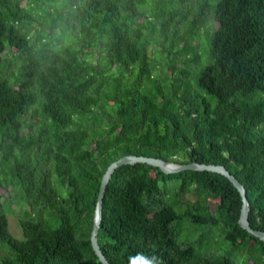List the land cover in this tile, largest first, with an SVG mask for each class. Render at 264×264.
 I'll return each instance as SVG.
<instances>
[{
    "label": "trees",
    "instance_id": "trees-1",
    "mask_svg": "<svg viewBox=\"0 0 264 264\" xmlns=\"http://www.w3.org/2000/svg\"><path fill=\"white\" fill-rule=\"evenodd\" d=\"M153 4L178 15L173 31L160 20L167 70L151 51ZM202 33L206 54L177 95L168 69L187 73L177 64ZM128 154L225 165L264 231V0H0V264H103L91 241L100 184ZM6 183L34 209L20 211L24 238L9 228ZM242 205L221 173L125 164L106 189L99 244L112 264H249L238 250L264 264ZM185 225L202 232L181 240Z\"/></svg>",
    "mask_w": 264,
    "mask_h": 264
},
{
    "label": "rangeland",
    "instance_id": "rangeland-1",
    "mask_svg": "<svg viewBox=\"0 0 264 264\" xmlns=\"http://www.w3.org/2000/svg\"><path fill=\"white\" fill-rule=\"evenodd\" d=\"M147 15L149 17V20L155 23V33H156V37H157V41H155V43L153 44V48L151 49L152 53H153V57H155L158 62L160 64L159 67L163 68L164 70H167L166 67H164L163 65H161V63L163 61H165V59L168 56V52L166 53L164 50L165 48V43L164 40L162 39L161 36V31L163 26L161 25V21L162 19L165 20L166 23V27L170 28L172 31L174 29H176L175 26V20L178 18V15L175 18H168L166 14H162L160 11V8L156 5L153 4L152 7L147 11ZM210 17L213 21H217V17H218V8L214 7L211 11ZM213 28H217L218 27V22H214L212 24ZM37 27H40V25H37ZM182 28V24H180L179 29ZM180 44L183 43L182 41L179 42ZM191 44L196 46V50H199V52L197 51V54L193 57L192 60L186 61V62H182L179 61L177 64V67H183V69L185 71H187L186 74H182L176 70H173L172 68L168 69V76L166 75V77L168 78L169 82H174L177 86V95H181L182 92V88H184L183 85V80H187L188 78H192V74H193V70L195 71L196 66H197V60L201 57L200 55H205L206 52V48H207V41L205 39V33H202V35H200V37H196V38H190V41L188 42L187 46H191ZM163 53V54H162ZM13 56V53H9L6 56H2V58L4 59H9ZM162 56V57H161ZM188 58H192V52H188L187 56ZM9 70H11V68H9ZM10 72V71H9ZM134 74H131V78L134 79ZM165 76V75H164ZM194 84L195 81L193 80ZM180 85V86H179ZM196 86V85H195ZM168 90V89H166ZM206 96L209 97V94H205ZM184 159V157H183ZM175 186V184H170V187ZM18 190H17V186H15L14 184L11 183H6L5 188L3 189V195L5 197V201L6 202H12L11 204V208L10 209H5L7 210L8 213V217H9V228L10 231L12 232V234L14 236H16L17 238H24L23 235V231L22 228L20 226V221H19V216H20V211H24L27 210L30 214L34 213V209L32 207H26L24 205H21L20 203L16 202V196H17ZM187 197H189V199L194 200L195 199V195L193 193H189L187 195ZM211 203L213 205H215L216 203L220 202V199L217 198H211L210 199ZM202 232L201 229L196 228L195 226H184V231L182 230L180 233V239H185L186 237H188V235L190 237H198L200 235V233ZM215 241L210 245L211 250L219 252L222 251L223 249L221 248H225L223 247V244L221 242V238H218L216 236H214ZM216 241H218V243H215ZM6 250L0 245V256L5 254ZM237 254H239L238 257H233L235 259L238 258L239 262H243L244 259L247 258V262L249 264H253L254 263V258L249 256L247 254L246 251H242V250H238Z\"/></svg>",
    "mask_w": 264,
    "mask_h": 264
},
{
    "label": "water",
    "instance_id": "water-1",
    "mask_svg": "<svg viewBox=\"0 0 264 264\" xmlns=\"http://www.w3.org/2000/svg\"><path fill=\"white\" fill-rule=\"evenodd\" d=\"M148 163L154 166L161 168L165 173H176L184 170H208L213 172L221 173L227 176L233 184L240 191L243 198V205L241 209V215L239 218V223L245 229H247L254 236L264 240V231L255 229L252 227L250 222V201L247 194V189L245 185L234 175L225 165L223 164H212V163H202L198 161L190 162V163H176L173 161L165 160L160 157L155 156H146V155H136V154H128L124 155L117 160L113 161L105 173L103 174L102 181L100 184V190L98 195V202L94 215L93 229L91 234V241L93 248L96 254L99 256L101 262L103 264H112L104 254L98 239V233L101 226L102 216H103V203L104 197L106 193L107 186L111 180V177L115 170L125 164H135V163Z\"/></svg>",
    "mask_w": 264,
    "mask_h": 264
}]
</instances>
